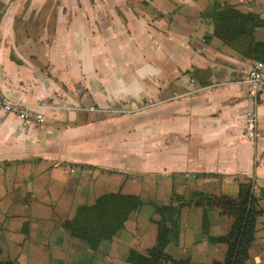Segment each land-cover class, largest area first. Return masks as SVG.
I'll list each match as a JSON object with an SVG mask.
<instances>
[{"label": "crops", "instance_id": "1", "mask_svg": "<svg viewBox=\"0 0 264 264\" xmlns=\"http://www.w3.org/2000/svg\"><path fill=\"white\" fill-rule=\"evenodd\" d=\"M225 4L264 18V0H0L1 90L42 115L0 109V258L66 260L61 223L80 205L137 195L145 204L111 243L120 264L156 244L148 204L168 207L177 194L187 204L167 251L220 263L227 245L209 240L204 221L219 236L232 218L197 201L238 199L249 182L263 213L246 264H264V91L251 96L246 81L259 60L225 44L204 16ZM255 37L264 42V26Z\"/></svg>", "mask_w": 264, "mask_h": 264}, {"label": "trees", "instance_id": "2", "mask_svg": "<svg viewBox=\"0 0 264 264\" xmlns=\"http://www.w3.org/2000/svg\"><path fill=\"white\" fill-rule=\"evenodd\" d=\"M204 16L212 19L215 25L214 34L225 44L247 58L264 61V42L255 37L256 29L264 26V18L254 13H244L230 4H225L220 9L212 7L204 12ZM194 196L190 198L194 200ZM183 200L184 197L175 194L168 207L156 205L155 212L161 215V219L156 221L159 228L157 244L150 248L148 253L131 249L129 261L133 264H164L171 260L165 249L168 244L178 243L180 240L181 227L179 222L175 221V213L187 204L183 203ZM206 200L217 202L221 210L232 218L227 233L219 236L212 235L209 220L204 221V232L208 234L209 240L227 245L225 259L214 264H246L256 239L257 218L263 213L252 185L249 182L241 183L238 199L209 196L202 197L197 204H203ZM144 204L137 195L108 193L93 204L80 205L75 215L64 223L74 238L86 244L87 249L78 264H93L98 258L97 253L110 247L113 237L125 228L131 213L142 208ZM2 262L0 261V264H3ZM10 263L11 261L4 262ZM59 264L75 263L61 261Z\"/></svg>", "mask_w": 264, "mask_h": 264}, {"label": "built area", "instance_id": "3", "mask_svg": "<svg viewBox=\"0 0 264 264\" xmlns=\"http://www.w3.org/2000/svg\"><path fill=\"white\" fill-rule=\"evenodd\" d=\"M248 92L251 96H257L264 91V61H256L247 75ZM0 109L8 112H16L21 119L28 121L41 120L42 115L22 103H16L6 97L0 87ZM248 129L254 135L256 128V117L252 112H248Z\"/></svg>", "mask_w": 264, "mask_h": 264}, {"label": "rangeland", "instance_id": "4", "mask_svg": "<svg viewBox=\"0 0 264 264\" xmlns=\"http://www.w3.org/2000/svg\"><path fill=\"white\" fill-rule=\"evenodd\" d=\"M148 205H150L151 207H153V210L155 212L156 211V209H155L156 208V205H161V204L160 203H150ZM76 211H77V209H76ZM155 213H157V215H159V216L157 218L152 217L151 220L156 222V221H158V220L161 219V215L158 212H155ZM68 219H70V218H68ZM68 219H66V220H68ZM65 221H63L61 223V226H62L63 230L66 231V234L68 236V241H67V244H66L67 245V259L66 260H61V261H66V262H69V263L74 262L75 264H78V263L81 262V259L84 256V253H85V251L87 249L86 248V244H85V242L79 240L78 238H74L73 237V235L69 231V229H67L64 226ZM157 226H158V224H157ZM158 233H159V228H158ZM158 233H157V237H158ZM59 241H62L63 242V239H60L59 238ZM156 244H157V240H156ZM156 244L154 246H156ZM174 244H176V243H174ZM154 246L147 248L145 251H143V253H148V250L150 248H153ZM168 246H169V244L167 245V247ZM167 247H166L165 251H166V253H168V255L171 256V260L164 262V264H178V263L179 264H200V263H190L189 259H186V258L185 259L183 258V260L176 259L171 253H169L167 251ZM110 248H111V245H110V247L108 249L107 248H103V250H100L97 253V257L98 258H97V260H95L93 262V264H113V262L111 261V258H110L111 255H109L110 254V250H111ZM132 249H135V248H132ZM136 250H138V249H136ZM138 251L139 252H142L140 250H138ZM129 252H128V254H126V256H123L122 257L123 258V261H120V264H133L128 259ZM2 258H0V261H3L2 262L3 264H4L5 261H10L9 259H5V258L2 259ZM60 262H58L57 264H59ZM10 264H13V262L11 261Z\"/></svg>", "mask_w": 264, "mask_h": 264}]
</instances>
